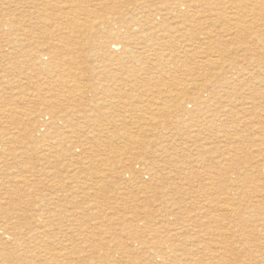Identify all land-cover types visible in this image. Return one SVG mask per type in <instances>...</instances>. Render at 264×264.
Segmentation results:
<instances>
[{
  "label": "rangeland",
  "instance_id": "rangeland-1",
  "mask_svg": "<svg viewBox=\"0 0 264 264\" xmlns=\"http://www.w3.org/2000/svg\"><path fill=\"white\" fill-rule=\"evenodd\" d=\"M47 1H53L55 3L53 5L52 2V6L46 9V7H44V2ZM72 1L74 4L69 8L70 5L67 4L68 0H63V2L62 0H0V147L3 145L5 148H24L29 152V155H23L25 157H23L21 162L20 160H9V157L5 156L6 154H2V156L0 152V157L2 156L5 159V163L2 161L0 167L3 168L6 166V168H9L10 166V170L8 169L4 173L0 172V212L2 211L1 214H3H0V226L6 223V213H16V215H20V217L29 218L27 222L23 220L21 222L19 221L18 227H20L21 231L28 232V229L32 227L33 232H36L40 223L34 224L33 217L35 213L41 212V214H44L42 218L44 219L46 217V209L53 212L51 217L52 220H54L53 223L58 225L57 227H59L58 223H62V226H69L70 228L73 227L77 229V234L79 233L78 230L83 231L88 228V225L92 227V225L96 226L95 224L102 223V228L96 231L93 230L95 233L92 232L93 234H91L90 238H87L88 234L85 235L86 233L83 234L82 232V234L80 233L82 236L74 234V238L66 237L67 239H65V241H69L68 243L69 245L71 244V247L68 243L66 244L67 247L66 245H63V247L67 249V252H74V250L77 249V251L81 250V254L84 252L82 256L87 259H98V256L107 254L118 259L121 256L113 252L114 248L116 249V246L118 247L121 242L126 241L125 238L128 232L125 231L127 227L122 224V221L131 220V213L129 216L127 214H129V209L130 212L134 211L131 207L136 203L135 195H138L139 199L144 201V198L151 194V188L148 189L147 187L155 183L151 177L152 173L150 172L151 169H155L154 171H159V177L162 179V187L170 185L179 186V194H177V196L170 193L172 199H175L169 205L170 207H168L175 213L169 217L170 227L163 229L165 231L168 230V232L164 234L169 240L176 239L178 236L175 235V232L179 233V259L182 261L179 264H194L198 260H201L203 264H216L218 262V253L215 251L216 249L210 251L211 249L208 250L207 246H205L207 243L212 242L206 234L205 227H202L200 222H213L214 218L212 216H216V218L220 217L219 219H222L225 226L230 229L228 226H230L229 220L231 217L227 214L228 212H225V207L222 205L225 204L222 202L226 201V198H222L225 197V195L219 197L217 193L213 194V192H206V190L197 192L198 189L196 188H198L199 185L200 187L206 186L210 188L211 186L205 185L202 178H208L209 176L207 174H209L210 171H212L214 175V172L221 171L222 168H226V166H229L227 168H231L232 171H250L247 172L249 174H253L251 171L254 172L255 170L258 176L256 174L253 175L256 178L260 177L261 179L258 178L260 181L264 178V151L262 150L264 149V142H262L264 141V129L260 126V124L264 123L262 120L264 118V93H262L259 98L255 97L256 93L260 92V89L264 90L262 88L264 84L260 82L264 80V70H262L264 69V0ZM166 1L179 2V14L173 13L172 16L170 14L171 17L169 16V20H165L166 22H161L160 19H157V21L152 20L151 22L144 20L142 14L143 6L138 7L140 3L153 2L151 4L156 7V9H161L165 8L161 5V2ZM219 1L226 3L220 7L203 3ZM259 1H262V5L261 3H257ZM231 2H242V5L236 9L233 8L234 6H232ZM122 5L126 6L122 7ZM135 7L138 8L136 9L137 11H133ZM212 8H214L213 11ZM43 9H46L48 12H44ZM255 12L259 13L263 18L256 20L254 18L256 16ZM40 13L44 14L46 20L54 18L55 22H59V24L54 27V32L62 28L64 17L67 16L68 18H64L65 20H73L72 25L68 23L69 26L74 27L71 34L68 33L70 32L69 29H64L61 32L63 36L70 35H68L67 39H60L58 37L50 40L46 39V41L45 39H41L43 47L39 50L40 52H38V55L39 53L44 54V56H46L45 58L49 57L50 45L57 46L59 41H62L60 44L64 42L68 44L67 47H69L67 52H56L55 56L60 59V61L71 60L72 63H69V66L63 70L59 68L52 69L51 74L53 75H50V77L48 74H45L46 69L43 66L41 67L43 70H40L41 75L40 72L36 71L34 66H32L29 55H34L33 50H30V52L23 57V54L19 52L18 45L13 43L17 41V39H22L23 36L19 33H23L25 29H36V25L47 28V24L50 23L49 21H38L34 18ZM220 13L227 17L236 16L239 13L237 17H242V20L225 21L221 19L222 15ZM131 15H134L137 21L139 20L138 23L137 21L135 22L137 26L130 32L131 34L128 38L121 36L120 42L124 44L122 45L123 48L113 50L112 53L111 47L109 46L114 42L115 30L118 26H124V28L128 27V24H124V19L125 17L131 18ZM209 15L211 19L205 18ZM159 23H164L163 27H159ZM14 25H20L18 27L20 31L15 32L12 36L5 35V33H9V30H11L10 27ZM150 36L151 38H147ZM92 41L96 42V48L91 45ZM125 45L132 48L134 47V52L130 54V51L128 54H124L123 52L126 49L124 48ZM160 46L162 49H160ZM191 47L194 48L192 49ZM152 48L155 51H153ZM28 50V48L24 49V51ZM139 51H141V54ZM36 55L37 53L35 52V58ZM135 56L140 57L139 60L136 61ZM256 56L263 58V60L258 63L259 61ZM192 57L195 60L192 61ZM176 59L186 61L179 63V60L176 61ZM213 63L218 65L216 66V64ZM227 66H229V69ZM35 67L37 68L38 65ZM60 73L61 75L65 74V76L62 78L61 75H59ZM54 74L56 75L54 76ZM231 76L235 79V81L233 80L234 82L232 81L234 85L231 86L233 92L232 97L234 99L226 97V91L230 86H221V84H219V80L224 78L230 80ZM164 80L168 81L165 82ZM38 83L39 85L37 86ZM37 87L42 89L44 94L47 93V98L50 94L54 99L55 96H58L60 98L58 99L59 103L63 107L65 106L68 112L63 116L61 115L62 111L54 112L49 106V102L45 104V102L39 99L40 95L36 93ZM217 93H220L221 100L216 97ZM198 95H200L202 99H212L213 97L212 101L203 109L204 111H198L196 109L195 104L197 100H195V97H198ZM67 98L68 101H66ZM177 98L179 99V103L173 101ZM164 100L168 101V105H164L166 102ZM229 100H232L233 103L236 104V108L238 107L236 110L240 107V110H238L240 112L236 114V119H238L236 122L234 121L235 118H231L229 109L224 106ZM35 101L37 102L35 103ZM163 105L168 106L166 115L160 111V109L164 107ZM193 106H195V108ZM32 107H34V109ZM72 109L75 110L72 112ZM85 110H87V112H85ZM253 112H255V115H251ZM246 113L250 114L246 115ZM225 114L229 119L224 117ZM212 115H216V117H213L215 122L211 123V127H209L207 131L206 128H202L201 121L203 118H208L210 120ZM31 121L35 123L33 128L31 124L28 123ZM179 122L181 123L179 124ZM71 123L75 126H71ZM195 123L197 125L196 127H194ZM235 123L238 124V129H236L237 124ZM244 123L246 124L244 125ZM253 124L257 125L253 126ZM24 125L28 127L26 128ZM41 126L43 127L41 128ZM34 128H36L34 132L36 135L41 130L40 134H44L46 137H44L43 142H39L40 144L35 143L32 145V140L30 139L28 141L29 138L27 136V138L24 137L27 132L33 131ZM182 130L183 132H180ZM236 130L237 134L234 133ZM224 131L227 134H225ZM223 133L226 137H222L224 135ZM182 134H184L185 137ZM192 134L193 136L194 134H199L201 140L199 144L195 142V139L190 138ZM256 135L258 137L261 135V141ZM129 137L135 138V142L132 144L129 143ZM13 139H16V141ZM155 143L163 144L162 148H155ZM200 145L207 147V149L208 147L210 150L212 149L211 154L206 153ZM223 145H225L226 148ZM198 146L202 149L203 154L198 151ZM62 147H64V149ZM214 147L220 149H215V152L213 150ZM226 150L229 153L225 155ZM232 152H234V154H232ZM229 154L230 156L233 155L232 157L236 155L234 158L235 161H232L233 163L228 161L230 159H226ZM184 156L189 158L185 159ZM230 156L228 158H230ZM46 159H48V161ZM197 159L200 161L196 162ZM226 161L227 165L225 163ZM160 164H162L163 167L162 165L160 166ZM232 164L234 168H232ZM14 166L17 167V169L15 168L16 171L14 170ZM129 166H132L131 168L137 174L136 177H132L134 172L130 169L128 170L127 167ZM209 166L211 167L209 168ZM26 169L47 172L49 180L42 178L44 179V183L46 185L48 184V187L45 185L43 187L41 185H39L40 187L35 186V190L37 189L39 191L29 193L32 187L26 190L22 185L21 190H25V192L31 195L33 194V198L31 195L30 197H28V195L24 198L16 195L18 199H21V202L18 201V203H20L19 207H17L16 210H7L8 206L5 204L7 198L3 190L5 185L10 188L15 186L10 179V174L13 173L17 175L26 171ZM122 169L123 174L121 173ZM146 170L150 173L145 172ZM193 170H201L204 174H202L199 179L194 180L190 177L189 173ZM257 171L259 172L257 173ZM166 175L170 176L172 181H166L164 179ZM137 179L139 180L137 181ZM215 183L217 182L215 181ZM256 183H250L249 189L260 187L263 191L260 193L254 190L256 196L253 198L251 204L255 201L254 203H259L261 206H264V184L259 181ZM142 184L146 189H138V186H143ZM122 189L126 191L123 192ZM101 194H103V197H100L102 196ZM180 194L181 196H179ZM176 197H180L178 199L179 201ZM17 198L15 200H17ZM44 199L45 201H43ZM55 200L60 204L55 202ZM124 202L127 207L130 206L129 209L124 210V212L127 211L128 213H123V209L120 208ZM147 203L148 202H144V205L140 206H145ZM158 203L159 202H154L153 205H151V209H153V207L157 209ZM173 203H177L178 205H173ZM216 205L217 207H215ZM82 210L84 212H82ZM116 212H119V214H115ZM161 213L157 211V214H155L157 218H160ZM205 214H207V217ZM139 215V217L143 218L146 212L140 210ZM105 216H108L110 220ZM66 217L68 220L70 219L72 223L70 220L68 222ZM107 222L115 226L112 227V225ZM107 226L111 228V231H104L109 228ZM211 226L212 231H217L219 227L214 224ZM54 229L56 230V226ZM99 232L106 234H99ZM111 232L114 233L112 234ZM109 234H111L112 238ZM59 236L62 237L61 235ZM257 236H255L257 242L252 243V245L244 249L246 251L240 253L242 258L247 259L246 256L249 254V250H254V244L257 243L256 245H258L260 243V245L263 246L264 237L262 235ZM101 237H110L109 240L106 239L110 242L109 246L106 247L104 244L102 245V243L101 245L99 244L100 241L105 243ZM77 239H80V242ZM145 239L146 238H143L144 241ZM85 240L86 242L84 243ZM98 240L100 241L98 242ZM234 240L239 243L241 237H236ZM47 241L54 243V239L52 238H47ZM94 241L97 243L95 244ZM252 241H255V239ZM180 242H182L183 245ZM145 245L143 251H149L153 254L155 251L154 246H152V244ZM74 247L76 248L74 249ZM234 247L235 249L243 250L238 244H235ZM158 248L167 252L170 250L165 239L163 240V244ZM194 251L196 253H194ZM50 252L54 254L51 248ZM58 260L61 259L58 258Z\"/></svg>",
  "mask_w": 264,
  "mask_h": 264
},
{
  "label": "bare ground",
  "instance_id": "bare-ground-1",
  "mask_svg": "<svg viewBox=\"0 0 264 264\" xmlns=\"http://www.w3.org/2000/svg\"><path fill=\"white\" fill-rule=\"evenodd\" d=\"M61 1V0H60ZM195 1V0H194ZM201 1V0H200ZM207 1V0H206ZM53 2V1H52ZM52 2L51 1H47V2H44V7H50L52 6ZM63 2V0H62ZM255 2V1H254ZM264 2V1H263ZM41 3V2H39ZM55 2H53V5H54ZM88 3V2H86ZM125 3V2H124ZM132 3V2H131ZM136 3V2H135ZM151 3L153 2H142L140 3V6L138 7H141L143 6L142 8V14H143V17H144V20H147L149 22H151L152 20H156L157 19H160L161 22L162 21H165L168 19V17L173 15V13H176V14H179V2H161V5L165 8H161V9H156V7H154ZM193 3V2H192ZM196 3V2H195ZM204 4H211V5H214V6H217V7H220L221 5H224L226 2H211V3H208V2H203ZM232 3V6H234L233 8H236L238 9L239 6L242 5V2H231ZM256 3V2H255ZM257 3H261L262 5V1H259ZM68 5H70L69 8H71V5L74 4V2L72 0H68ZM126 4V3H125ZM194 4V3H193ZM202 4V3H201ZM229 4V3H228ZM24 5V4H23ZM26 5V4H25ZM61 5V4H60ZM58 5V6H60ZM86 5V4H85ZM84 5V6H85ZM121 5V4H120ZM128 5V4H127ZM133 5V4H132ZM200 5V4H198ZM64 6V4H63ZM73 6V5H72ZM82 6V5H81ZM87 6V5H86ZM85 6V7H86ZM126 6V5H124ZM122 5V7H124ZM130 6V5H129ZM136 6V5H135ZM33 7V6H32ZM35 7V6H34ZM134 7V6H133ZM190 7V6H189ZM201 7V6H200ZM207 7V6H206ZM244 7V6H243ZM250 7V6H249ZM263 7V6H262ZM73 8V7H72ZM84 8V7H83ZM82 8V9H83ZM121 8V7H120ZM223 8V7H222ZM242 8V7H241ZM40 9V7H39ZM44 10V12H46L47 10ZM92 9V8H91ZM122 9V8H121ZM138 9L137 7H135L134 10ZM193 9V7H192ZM214 8H212V11H213ZM231 9V8H230ZM63 10V9H62ZM69 10V9H68ZM141 10V9H140ZM210 10V9H209ZM218 10V9H217ZM263 10V9H261ZM23 11V10H22ZM137 11V10H136ZM205 11V10H204ZM247 11V10H246ZM48 12V11H47ZM65 12V11H64ZM245 12V11H244ZM43 13V12H42ZM135 13V12H134ZM192 13V12H191ZM201 13V12H200ZM209 13V12H208ZM211 13V12H210ZM246 13V12H245ZM256 13V16L254 17L256 20H259L260 18H263V16H260L259 13L255 12ZM207 14V12H206ZM221 14V13H220ZM239 14V13H238ZM238 14L236 16H231V17H227L226 15H222L221 16V19L225 20V21H229V20H234V21H238V20H242V17L239 16V18L237 17ZM33 15V14H31ZM68 15V14H67ZM136 15V14H135ZM248 15V14H247ZM34 16V15H33ZM170 16V17H171ZM193 16V15H192ZM195 17V16H194ZM36 20H40V21H49L50 23L47 24V28L43 27V26H37L36 25V29H25L23 31V33H19L20 35H22V39H17V41L13 42L15 44L18 45L19 47V52L21 54H23L22 56L25 57L26 54H28L30 52V50H33L34 51V55H29V58L30 60L32 61V66H34L35 70L40 72V70H43V68H41L42 66L46 69V73L45 74H48V76L50 77V75H53L51 74L52 73V69L54 68H59L61 70H63L64 68L68 67L69 66V63L71 64L72 61H60V59H58L56 56H55V53L56 52H61V53H64V52H67L69 47H67L68 44L64 43L63 44H60L62 43V41H59V43L57 44V46L55 45H50L49 46V57L45 58L46 56H44V54H40L38 55V52H40L39 50H41V48L43 47V43H42V40L41 39H52V38H60V39H67L68 35L67 36H63V34H61V32L64 30V29H69L70 33L71 34V31L72 29L74 28L73 26H69V24L72 25V21L73 20H67V16L64 17V18H67L66 20L63 18L64 22H62V28L61 29H57L55 30L54 32V27L57 26V24H59V22H55L54 18H51L50 20H46L44 18V14H39L38 16H35L34 17ZM205 18H210V15L209 16H206ZM228 18V20H227ZM70 19V18H69ZM211 19V18H210ZM254 19V20H255ZM169 20V19H168ZM193 20V19H191ZM201 20V19H200ZM136 17H134V15H131V18H126L124 19V24H128V27L124 28V26H118L116 28V33H115V36H114V42L112 44H110L109 47H111V52L113 53V50H118V49H121L123 48L121 42H120V38L121 36H124L125 38H128L130 36V32H132V30L134 29L135 26H137L135 24L136 22ZM139 21V20H138ZM137 21V23H138ZM194 21V20H193ZM209 21V20H208ZM61 22V21H60ZM166 22V21H165ZM10 23V22H9ZM43 23V22H42ZM238 23V22H237ZM264 23V22H263ZM164 24V23H163ZM163 24L162 23H159V27H163ZM187 24V23H186ZM11 25V24H10ZM13 25V24H12ZM44 25V24H43ZM139 25V24H138ZM150 25V24H149ZM208 25V24H207ZM238 25V24H236ZM9 26V25H8ZM7 26V27H8ZM20 26V25H19ZM19 26H11L9 30V33H5V35H9V36H12L15 34V32H18L20 31V29L18 28ZM153 26V25H152ZM38 27H41V28H38ZM142 27V26H141ZM139 27V28H141ZM172 27V26H171ZM217 27V26H216ZM254 27V25H253ZM53 28V29H51ZM138 28V27H137ZM149 28V27H148ZM242 28V27H241ZM8 29V28H7ZM13 29V30H12ZM45 29V30H44ZM125 29V30H124ZM234 29V28H233ZM150 30V29H149ZM67 31V30H66ZM240 31V30H238ZM144 32V31H143ZM38 33V34H37ZM166 33H169V32H166ZM212 33V32H211ZM244 33V32H243ZM37 34V35H35ZM135 34V33H134ZM62 35V36H61ZM154 35V34H153ZM237 35V34H236ZM61 36V37H60ZM70 36V35H69ZM145 36V35H144ZM149 36V35H148ZM170 36V35H169ZM143 37V36H142ZM204 37V36H203ZM212 37V36H211ZM36 38V39H35ZM135 38V37H134ZM147 38H151L150 37H147ZM173 38V37H172ZM153 39V38H152ZM171 39V37H170ZM161 40V39H160ZM172 40V39H171ZM196 41V40H195ZM153 42V41H152ZM165 42V40H164ZM162 44V43H161ZM91 45L96 48V42L95 41H92ZM160 45V44H158ZM164 45V44H163ZM251 45V44H250ZM220 46V45H219ZM159 47V46H158ZM183 47V46H182ZM25 48H28L29 50L28 51H24ZM124 48H126L124 50V54H128L130 51V54H132L134 52V47H128V45H125ZM192 48V47H191ZM194 48V47H193ZM192 48V49H193ZM137 49V48H135ZM139 49V48H138ZM142 49V48H141ZM148 49V48H147ZM153 49V48H152ZM160 49L161 46H160ZM190 49V48H189ZM195 50V49H194ZM153 51H155L153 49ZM35 52L37 53L36 55V58H35ZM138 52V51H137ZM141 51H139L140 53ZM165 52V51H164ZM192 52V51H191ZM152 53V52H151ZM135 54V53H134ZM141 54V53H140ZM181 54V53H180ZM143 55V54H142ZM140 55V56H142ZM190 55V54H189ZM188 55V56H189ZM264 55V54H263ZM44 57V58H43ZM158 57V56H157ZM172 57V56H171ZM170 57V58H171ZM195 57V56H193ZM191 58V60H195L194 58ZM136 58V61L139 60L140 57L138 56H135ZM175 58V56H174ZM173 58V59H174ZM218 58V57H217ZM256 58L258 59V63H260L261 60H263V58L261 57H258L256 56ZM164 59V58H163ZM189 59V58H188ZM179 60V63L180 62H184L186 60H182L180 61V59H176V61ZM197 60V59H196ZM215 60V59H214ZM135 61V62H136ZM167 61V60H166ZM204 61V60H203ZM210 61V60H209ZM213 61V60H211ZM221 61V60H220ZM219 61V62H220ZM223 61V60H222ZM214 62V61H213ZM156 63V62H155ZM202 63V62H201ZM207 63V62H206ZM209 64V63H207ZM213 64H216V63H213ZM38 67L36 68L35 66ZM200 65V64H199ZM218 64H216L217 66ZM210 66V65H209ZM222 66V65H221ZM220 66V67H221ZM195 67V66H194ZM228 69H229V66H227ZM223 68V67H222ZM221 68V69H222ZM231 68V67H230ZM219 69V68H218ZM233 69V68H231ZM262 69V68H261ZM178 70V69H177ZM264 70V69H262ZM189 71V70H188ZM187 71V72H188ZM63 72V71H62ZM135 72V71H134ZM209 73V72H208ZM207 73V74H208ZM217 73V72H215ZM37 74V73H36ZM133 74H136V73H133ZM196 74V73H195ZM212 74V73H211ZM218 74V73H217ZM216 74V75H217ZM38 75V74H37ZM40 75H41V72H40ZM56 74H54L55 76ZM61 75V73L59 74ZM73 75V74H72ZM190 75V74H189ZM210 75V74H209ZM219 75V74H218ZM64 75H61V77L63 78ZM192 76V75H191ZM211 76V75H210ZM213 76V74H212ZM220 76V75H219ZM222 76V75H221ZM239 76V75H238ZM43 77V76H42ZM142 77V76H141ZM223 77V76H222ZM221 77V78H222ZM136 78V77H135ZM209 78V76H208ZM195 79V78H194ZM197 79V78H196ZM59 80V79H58ZM155 80V79H154ZM213 80V79H212ZM235 79L231 76L230 80L228 78H224V79H221L219 80V84H221V86H230L229 89H227L226 91V94H227V98L230 97L232 99H234L232 97V89H231V86L234 85V81ZM48 81V79H47ZM46 81V82H47ZM141 81V80H140ZM165 81V80H164ZM168 81V80H167ZM165 81V82H167ZM175 81V80H174ZM204 81V80H203ZM223 81V82H222ZM233 81V82H232ZM248 81V80H247ZM163 82V81H162ZM198 82V81H197ZM222 82V83H221ZM226 82V83H225ZM262 84H264V80L260 81ZM51 83V81H50ZM142 83V82H141ZM144 83V81H143ZM146 83V82H145ZM161 83V82H160ZM201 83V82H200ZM199 83V84H200ZM67 84V83H66ZM184 84V83H183ZM186 84V83H185ZM189 84V83H188ZM39 85V83L37 84V86ZM138 85V84H137ZM203 85V84H202ZM248 85V84H247ZM262 86V85H261ZM38 88V87H37ZM49 88V87H48ZM197 88V87H196ZM235 88V87H234ZM260 88V87H259ZM258 88V89H259ZM264 89V87H262ZM142 89V88H141ZM45 90V89H44ZM36 93L39 94V99L43 102L48 103L49 102V106L53 109L54 112H59V111H62V116L64 114H66L68 111L66 109V107L62 106L60 103H59V100L60 99L58 96H55V99L52 97V95H48V98H47V93L44 94V91L42 89H36ZM50 91V90H49ZM162 91V90H161ZM238 91V90H237ZM254 91V90H253ZM46 92V91H45ZM160 92V91H159ZM184 93V91H183ZM208 93V92H207ZM262 93H264V90L260 89V92H257L255 97L259 98ZM59 94V93H58ZM154 94V93H153ZM168 94V93H167ZM198 94V93H197ZM196 94V95H197ZM142 95V94H141ZM35 96V95H34ZM147 96V95H146ZM165 96V95H164ZM200 95H198V97L196 96L195 97V100L196 101V109L199 111H204L203 109L208 105L209 102L212 101V99H202L201 96L199 97ZM182 97V96H181ZM217 98L220 99V93H217L216 95ZM225 97V98H226ZM251 97V96H250ZM223 98V97H222ZM263 98V97H262ZM35 99V98H34ZM47 99V100H46ZM172 99V98H171ZM189 99V98H188ZM224 99V98H223ZM245 99H248V98H245ZM31 100V99H30ZM168 100V99H167ZM191 100V99H190ZM221 100V99H220ZM256 100V99H255ZM68 101V98L67 100ZM166 101V100H164ZM170 101V100H169ZM175 103H179V99L177 98L176 100H173ZM236 101V100H235ZM37 101H35L36 103ZM190 102V101H189ZM168 101L165 102L164 105H168L167 104ZM220 103V102H219ZM223 103V102H222ZM225 103V101H224ZM253 103V102H252ZM255 103V102H254ZM257 103V102H256ZM239 104V103H238ZM261 104V103H260ZM37 105V104H36ZM163 105V106H164ZM175 105V104H174ZM222 105V104H221ZM224 105V104H223ZM236 104L233 103L232 100H229L227 101V104H225V108L229 109V114L231 115V118H235V122L238 120L236 119V114L237 112H240L238 110H240V107L238 110H236ZM248 105V103H247ZM28 106V105H27ZM139 106V105H137ZM190 106V105H189ZM195 106H193L195 108ZM223 106V108H224ZM239 106V105H238ZM251 106V105H250ZM253 106V105H252ZM255 106V104H254ZM258 106V105H257ZM38 107V106H37ZM36 107V108H37ZM134 107V106H133ZM184 107V106H183ZM34 109V107H32ZM35 108V109H36ZM74 108V107H73ZM167 108L168 106H164L163 108L160 109V111L163 112V114L166 115V111H167ZM245 108V107H243ZM76 109V108H75ZM75 109H72V112L73 110ZM213 109V108H211ZM242 109V107H241ZM252 109V108H250ZM249 109V110H250ZM31 110V109H30ZM149 110V109H148ZM158 110V109H157ZM186 110V109H185ZM34 111V110H33ZM33 111H30V112H33ZM169 111V110H168ZM244 111V110H243ZM242 111V112H243ZM247 111V110H246ZM77 112V111H76ZM85 112H87V110H85ZM154 112V111H153ZM195 112V111H193ZM222 112V111H221ZM220 112V113H221ZM245 112V111H244ZM243 112V113H244ZM249 112V111H248ZM252 112V111H251ZM27 113V112H26ZM35 113V112H33ZM161 113V112H160ZM171 113V112H170ZM255 112L251 113V115H253ZM57 114V113H56ZM181 114V113H180ZM222 114V113H221ZM247 114H250V113H246ZM27 115V114H26ZM32 115V113H31ZM34 115V114H33ZM58 115V114H57ZM239 115V114H238ZM245 115V114H244ZM255 115V114H254ZM135 116V115H134ZM223 116V115H222ZM240 116V115H239ZM238 116V117H239ZM250 116V115H249ZM16 117V116H15ZM213 117H216V115H212L211 119L209 120L208 118H203L202 121H201V124H202V128H206V130L208 131L209 130V127H211V123L212 122H215L214 121V118ZM225 118L227 117V115L225 114L224 116ZM252 117V116H250ZM57 118V117H56ZM62 118V117H60ZM230 118V119H231ZM23 119V117H22ZM54 119V118H53ZM226 119H229L228 117ZM28 120V119H27ZM42 120V119H41ZM220 120V119H219ZM257 120V119H256ZM264 121V118L262 119ZM70 121V119H69ZM152 121V120H151ZM187 121V120H186ZM189 121V120H188ZM241 121V120H240ZM239 121V122H240ZM252 121V119H251ZM27 122V121H26ZM32 122V123H31ZM31 122H28L31 124V127L33 128L35 126V123L33 121ZM199 122V121H198ZM243 122V121H242ZM250 122V121H248ZM262 122V121H261ZM181 122H179L180 124ZM184 123V122H183ZM187 123V122H186ZM251 123V122H250ZM249 123V124H250ZM259 123V122H258ZM27 124V123H26ZM62 124V123H61ZM178 124V125H179ZM214 124V123H213ZM232 124V123H231ZM230 124V125H231ZM237 124V123H235ZM246 123H244L245 125ZM29 125V124H27ZM44 125V124H43ZM64 125V124H63ZM225 125V124H224ZM222 125V126H224ZM229 125V126H230ZM248 125V124H247ZM251 125V124H250ZM255 124H253L254 126ZM257 125V124H256ZM255 125V126H256ZM25 126V125H24ZM71 126H75L73 123H71ZM196 123L194 125V127H196ZM213 126V125H212ZM221 126V127H222ZM251 126V127H253ZM259 126V125H258ZM260 126L264 129V123L260 124ZM26 128L28 126H25ZM43 126H41L42 128ZM183 127V126H182ZM189 127V126H187ZM186 127V128H187ZM213 127H216V126H213ZM234 127V126H233ZM31 128V130H32ZM228 128V127H227ZM235 128V127H234ZM255 128V127H253ZM236 129H238V124L236 126ZM240 129V128H239ZM259 129V128H258ZM25 130V129H24ZM23 130V131H24ZM46 130V129H45ZM76 130V129H75ZM185 130V129H184ZM188 131V128L186 129ZM190 130V129H189ZM251 130V129H250ZM36 131V128H34L33 131L31 132H27V134H25V137L24 138H29L28 141L31 139L32 140V145H34L35 143H39V142H43L44 140V137H46L44 134H40V132L36 135V133H34ZM44 131V130H43ZM257 131V130H256ZM260 131V130H259ZM258 131V132H259ZM180 132H183L180 131ZM227 132V130H226ZM230 132V131H229ZM237 130L234 132L235 134ZM21 133V132H19ZM186 133V132H185ZM189 133V132H188ZM225 133V131H224ZM223 133V134H224ZM48 134V133H47ZM196 134V133H195ZM193 136H190V138H193L195 139V142L197 144H199V142L201 141L200 138H199V134ZM202 134V133H201ZM209 134V133H208ZM222 134V135H223ZM227 134V133H225ZM221 135L222 137H226V135ZM261 134V133H260ZM44 135V136H43ZM184 135V134H182ZM190 135V134H189ZM255 135V134H254ZM263 135V134H262ZM27 136V137H26ZM55 136V135H54ZM128 136V135H127ZM230 136V135H228ZM227 136V137H228ZM257 136V135H256ZM13 137V135H12ZM49 137V136H48ZM102 137V136H101ZM126 137V136H125ZM185 137V135H184ZM187 137V136H186ZM236 137V136H234ZM261 135L257 138H260ZM6 138V137H5ZM56 138V137H54ZM233 138V137H232ZM262 138V137H261ZM261 138H260V141H261ZM2 139V138H1ZM102 139V138H101ZM229 139V138H228ZM231 139V137H230ZM3 140V139H2ZM14 141H16V139H13ZM41 140V141H40ZM99 140V138H98ZM206 140V139H205ZM259 140V139H258ZM12 141V140H11ZM25 141V140H24ZM51 141V140H50ZM127 141V140H126ZM8 142V141H7ZM23 142V141H22ZM27 142V141H26ZM96 142V141H95ZM135 142V138H131L129 137V143H134ZM264 142V141H262ZM10 143V142H9ZM128 143V142H127ZM163 143V142H162ZM195 143V144H196ZM1 144V143H0ZM13 144V143H12ZM11 144V145H12ZM29 144V143H28ZM40 144V143H39ZM156 146L155 148H158V147H161L162 148V145L161 143H155ZM167 144V143H166ZM262 144V143H261ZM6 145V143H5ZM110 145V144H109ZM220 145V144H219ZM259 145V144H258ZM257 145V146H258ZM111 146V145H110ZM225 147V145H223ZM262 146V145H261ZM264 146V145H263ZM32 147H35V146H32ZM200 147L202 149H204L206 151V153H210L212 152V149L210 150V148L208 147H204V146H201ZM222 147V146H221ZM259 147V146H258ZM53 148V147H52ZM64 149V147H62ZM226 148V147H225ZM230 148V147H228ZM0 152H1V155H5L7 157H9V160H21L23 159V157H25L29 152H27L26 149L24 148H18V149H13L12 147H9V148H5L3 145L0 147ZM29 149V148H28ZM33 149V148H32ZM202 149L199 148L198 146V151L200 153L203 154V151ZM215 149H220L218 147H214L213 150L216 152ZM71 150V149H70ZM164 150V148H163ZM207 150H210V151H207ZM225 150V149H223ZM264 151V149H262ZM35 151V150H34ZM52 151V150H51ZM78 151V150H77ZM174 151V150H173ZM221 151V150H220ZM233 151V150H232ZM235 151V150H234ZM236 152V151H235ZM75 153V152H73ZM72 153V154H73ZM166 153V152H165ZM214 153V152H213ZM225 153V152H224ZM229 152L226 150V154H228ZM161 154V153H160ZM179 154V153H178ZM216 154V153H215ZM218 154V153H217ZM221 154H222V151H221ZM231 154V152H230ZM230 154L228 155V157L230 156ZM232 154H234V152H232ZM2 155V156H3ZM25 155V156H23ZM29 155V154H28ZM77 155V154H76ZM173 155V154H172ZM214 155V154H213ZM0 157V163L3 161L5 163V159L4 157ZM31 156V155H30ZM73 156V155H72ZM161 156V155H160ZM167 156V155H166ZM224 156V155H222ZM233 155L230 156V158H226L228 161H235L234 158L236 155H234V157H232ZM164 157V156H163ZM168 157V156H167ZM241 157V156H240ZM43 158V157H42ZM49 158V157H48ZM70 158V157H69ZM162 158V157H161ZM185 159H188L189 157L187 156H184ZM81 159V158H80ZM48 161V159H46ZM83 160V159H82ZM112 160V159H111ZM145 160V159H144ZM217 160V159H216ZM196 161V160H195ZM200 160L197 159L196 162H198ZM218 161V160H217ZM222 161V160H221ZM12 162V161H11ZM17 162V161H16ZM24 162V161H23ZM103 162L106 164V162L103 160ZM191 162V161H190ZM224 162V160H223ZM230 162V163H231ZM3 163V164H4ZM10 163V161H9ZM88 163V162H87ZM93 163V162H92ZM96 163V162H95ZM226 165H227V161L225 162ZM223 163V164H225ZM233 163V162H232ZM32 164V163H30ZM39 164V163H38ZM47 164V163H46ZM112 164V162H111ZM150 164V163H149ZM156 164V163H155ZM220 164V163H219ZM248 164V163H247ZM6 165V164H5ZM24 165V163H23ZM72 165V164H71ZM104 165V164H103ZM126 166H128L127 164H125ZM148 165V164H147ZM162 164H160L161 166ZM202 165V164H201ZM229 165V164H228ZM246 165V164H245ZM12 166V165H11ZM16 166V165H15ZM14 166V170L15 168L17 169V167ZM20 166V165H19ZM25 166V165H24ZM29 166V165H28ZM82 166V165H81ZM85 166V165H83ZM213 166V165H212ZM263 166V165H262ZM34 167V166H33ZM32 167V168H33ZM121 167V166H120ZM124 167V166H123ZM132 166H129L127 167L128 170H132L134 172V170L131 168ZM150 167V166H149ZM163 167V165H162ZM205 167V166H204ZM211 166H209L210 168ZM215 167V166H214ZM229 166H226V168H222L221 171H217V172H214V175L212 173V171H210L209 174H207L208 178H202V180L205 182V185H209L211 186L210 188H207L206 186H203V187H199L196 188L198 189L197 192H200V191H211L214 193H217V195H219V197L225 195V197H222V198H226V201L222 202V203H225V204H222L223 207H225V212H228L227 214L231 217V219L229 220L230 221V229L227 228V226H225V224L223 223V220L219 219V218H216V216H212L214 218V221L213 222H208V223H201L200 221V224L202 227H205V230H206V234L207 236L209 237V240H211L212 243H207V249L210 250V251H214V249H216L215 251L218 253V256H217V259H218V262L216 264H264V240H263V246L260 245V243L258 245L254 244V250H249V254L246 256L247 259H244L242 258V256H240V253L241 252H244L248 246L252 245V243H255L257 242V238L255 236H260L262 235L264 237V206H261L259 203H252L251 202L253 201V198L256 196L255 192H260L263 191V189L261 190L260 187H255L254 189H249L250 187V183H256L257 181L261 182L262 184H264V178L262 181H260L258 178H256L253 174H256L255 170L254 172L251 171L253 174H249L247 172H250V171H244L242 172L241 170L238 172L237 170L236 171H232L231 168H227ZM10 168V166H9ZM8 167L6 168V166H4L3 168L0 167V172L1 173H4L6 172V170L9 169ZM21 168H22V165H21ZM72 168V167H71ZM122 168V167H121ZM232 168H234L233 164H232ZM260 168V167H259ZM35 169V168H34ZM37 169V168H36ZM124 169V168H123ZM123 169L121 171V173L123 174ZM10 170V169H9ZM13 170V169H12ZM76 170V169H75ZM74 170V172H75ZM116 170V169H115ZM155 169H151V177L153 179V181L155 183L151 184L150 187L148 186L147 188H151L150 192L151 194L148 195L147 197H145L144 201H141L139 199V196L138 195H135V198H136V203L133 204V206L131 207L132 210L134 209V215H133V212L131 211L130 212V206L127 207V205L124 203H122V206H120V208H122L123 210V213H128L127 214L128 216L130 215L131 213V220L129 221H126V220H121L122 221V224L127 227V230L125 231H128L127 232V236H126V241H123L121 242V244L117 247L116 246V249L114 248V253H117L119 256L118 259L116 258H113L112 255L110 254H107V255H103V256H98L97 258L98 259H87L86 257L82 256L81 254V250L80 251H77V250H74V252H67L63 245L65 246L68 242L65 241V239L69 238V237H72L74 238V234H77V229H74L73 227L70 228L69 226L68 227H65V226H62V223H58L59 224V227H57L58 225L57 224H54L52 220V217H51V214L53 212H50L48 211V209H46V217L44 219H42L44 217V214L41 212L40 213H35L34 217H33V223L36 224V223H40L38 229L36 232H33V228H29L28 229V232H24V231H21L20 227H18V223L19 221L21 222L22 220L23 221H28L29 218L27 219V217H20V215H16V213H11V214H8L6 213L5 216L7 217L6 220H5V224L1 225L0 226V264H179L180 262H182L180 259H179V233L178 232H175V235L178 236L176 239H172V240H169L167 236H165V232H168V230H163V229H167L168 227H170V222H169V217L172 216L174 213L173 211L170 210V204L172 203V201H174V199H172L171 197V194L170 193H173L174 195L177 196V194H179V186H163L162 187V179L161 177H159V171H154ZM248 170V169H247ZM16 171V170H15ZM81 171V170H80ZM21 172V171H20ZM19 172V173H20ZM145 172H148L150 173L149 171H145ZM162 172V171H161ZM259 171H257L258 173ZM120 173V174H121ZM128 173V172H126ZM179 173V172H177ZM190 173V177L192 179H199L201 177L202 174H204V172H202L201 170L198 171V170H193ZM208 173V172H207ZM11 173V177L10 179L13 181V184L15 186H13V188H10L9 186L7 187L5 185L4 187V195L5 197L7 198V201H5L6 205L8 206L7 207V210H10V209H13V210H16L17 207H19V204L18 201L21 202V199H18L16 197V195L24 198L26 196L30 197L31 194H29L30 192H34V191H39V190H35V186L36 187H40L39 185H41L42 187L45 185L48 187V184L46 185L44 183V179H48V173L47 172H43V171H36V170H29V169H26V171L24 172H21L20 174H13ZM25 174V175H24ZM52 174V173H51ZM140 174V173H139ZM169 174V173H168ZM181 174V173H180ZM183 174V173H182ZM188 174V173H187ZM186 174V175H187ZM260 174V173H259ZM3 175V174H2ZM9 175V176H10ZM127 175V174H126ZM136 173L134 172L132 174V177H136ZM149 175V174H148ZM258 176V174H256ZM7 177V175H6ZM43 177V178H42ZM79 177V176H77ZM76 177V179H77ZM150 177V175H149ZM181 177V176H180ZM189 177V178H190ZM81 178V177H80ZM51 179V177H50ZM143 179V178H142ZM140 179V180H142ZM164 179L166 181H172L171 177L170 176H164ZM261 179V178H260ZM49 180V179H48ZM80 180V179H79ZM102 180V179H100ZM139 179H137L138 181ZM144 180V179H143ZM4 181V179H3ZM82 181V179H81ZM94 181V180H93ZM183 181V180H182ZM215 181L217 183H215ZM146 182V181H145ZM202 182V181H201ZM54 183V181H53ZM101 183V182H100ZM165 183V181H164ZM196 183V182H195ZM259 183V184H261ZM4 184V183H3ZM7 184V183H5ZM36 184V185H35ZM43 184V185H42ZM141 184V183H140ZM147 184V183H145ZM188 184V183H186ZM197 184V183H196ZM257 184V183H256ZM261 184V185H262ZM24 186L26 190H28L30 187V190H29V193L25 192V190H21L22 187L21 186ZM102 185V184H101ZM134 185V184H133ZM143 185V184H142ZM149 185V184H147ZM85 186H86V183H85ZM134 187V186H133ZM187 187V186H186ZM137 188V187H136ZM142 188H145L144 185L143 186H138V189H142ZM188 188V187H187ZM32 189V190H31ZM128 189V188H127ZM135 189V188H134ZM146 189V188H145ZM147 189V191H148ZM123 192L126 191L124 189H122ZM255 190V192H254ZM129 191V189H128ZM182 191V190H181ZM189 191V190H188ZM108 192V190H107ZM140 192V191H139ZM149 192V191H148ZM187 192V191H186ZM210 192V193H211ZM56 193V192H55ZM88 193V192H87ZM95 193V192H94ZM102 193V192H100ZM116 193V192H115ZM122 193V192H121ZM144 193V192H143ZM49 194V193H48ZM96 194V193H95ZM104 194V192H103ZM103 194H101L102 196L100 197H103ZM129 194V193H128ZM255 194V195H254ZM73 195V194H72ZM71 195V196H72ZM92 195V194H90ZM94 195V194H93ZM98 195V194H97ZM106 195V194H105ZM127 195V194H125ZM192 195V194H191ZM210 195V194H209ZM263 195V194H261ZM8 196V197H7ZM32 198H33V194L31 195ZM55 196V195H54ZM59 196V195H58ZM70 196V197H71ZM85 196V195H84ZM99 196V195H98ZM145 196V195H144ZM173 196V195H172ZM181 196V194L179 195ZM27 197V198H28ZM46 197V196H44ZM48 197V196H47ZM97 197V196H96ZM95 197V198H96ZM204 197V196H203ZM17 198V200H15ZM32 198H29V199H32ZM39 198V197H38ZM54 198V197H53ZM72 198V197H71ZM77 198V197H76ZM111 198V197H110ZM120 198V197H119ZM122 198V197H121ZM125 198H128V197H125ZM177 198V197H176ZM180 197L177 198V200L179 199ZM213 198V197H212ZM27 199V200H29ZM42 199V198H41ZM60 199V198H59ZM131 199V198H129ZM128 199V200H129ZM187 199V198H186ZM259 199V198H258ZM261 199V198H260ZM63 200V199H62ZM70 200V199H69ZM74 200V199H72ZM109 200V199H108ZM121 200H124V199H121ZM132 200V199H131ZM213 200V199H212ZM4 201V200H3ZM32 201V200H31ZM45 201V199L43 200ZM75 201V200H74ZM115 201V200H114ZM125 201V200H124ZM179 201V200H178ZM222 201V200H221ZM33 202V201H32ZM38 202V201H37ZM36 202V203H37ZM55 202H57L55 200ZM77 202V201H76ZM117 202V201H116ZM119 202H122V201H119ZM118 202V203H119ZM144 202H148L145 206H140V205H144ZM154 202H159L158 203V208L155 209L153 207V209H151V205H153ZM264 202V201H263ZM262 202V203H263ZM3 203V202H2ZM29 203V202H28ZM58 204H60L59 202H57ZM75 203V202H74ZM196 203V202H195ZM216 203V202H214ZM220 203V202H219ZM4 204V203H3ZM23 204V203H22ZM65 204V203H63ZM72 204V202H71ZM76 204V203H75ZM74 204V206H75ZM129 204H132V203H129ZM177 204V203H176ZM173 203V205H176ZM201 204V203H200ZM35 205V204H34ZM33 205V206H34ZM38 205V203H37ZM49 205V204H48ZM51 205V204H50ZM148 205V206H147ZM160 205V206H159ZM167 205V206H166ZM178 205V204H177ZM36 206V205H35ZM56 206V205H55ZM58 206V205H57ZM70 206V205H69ZM169 206V207H168ZM4 207V206H3ZM32 207V206H30ZM29 207V208H30ZM54 207V205H53ZM52 207V208H53ZM60 207V206H59ZM78 207V206H77ZM217 207V205L215 206ZM23 208V207H22ZM57 208V207H55ZM74 208V207H72ZM92 208V207H91ZM101 208V207H100ZM113 208V207H112ZM28 209V208H27ZM31 209V208H30ZM94 209V208H93ZM97 209V208H95ZM106 209V208H105ZM128 210L124 212V210ZM201 209V208H200ZM205 209V208H204ZM215 209V208H214ZM111 210V209H110ZM119 210V208H118ZM121 210V209H120ZM140 210H144L146 212V215L145 217L141 218L139 217V211ZM38 211V210H37ZM45 211V210H43ZM56 211V210H54ZM76 211V209H75ZM113 211V210H112ZM157 211L159 213H161L160 215V218L158 217L157 218ZM202 211V210H201ZM206 211V210H205ZM222 211V210H221ZM2 212V211H1ZM0 212V214H1ZM17 212V211H15ZM30 212V211H29ZM82 212H84L82 210ZM102 212V211H101ZM114 212V211H113ZM216 212V210H215ZM218 212V211H217ZM224 212V214H225ZM24 213V212H23ZM80 213V212H79ZM141 213V212H140ZM219 213V212H218ZM25 214V213H24ZM75 214V213H74ZM115 214H119V212H116ZM211 214V212H210ZM216 214V213H215ZM226 214V215H227ZM3 215V214H1ZM72 215V214H71ZM81 215V214H80ZM79 215V216H80ZM114 215V214H113ZM206 217H207V214H205ZM225 215V216H226ZM76 216V215H75ZM116 216V215H115ZM144 216V215H143ZM177 216V215H176ZM221 216V214H220ZM37 217V218H36ZM100 217V216H99ZM98 217V218H99ZM107 217V219L109 218L108 216H105ZM218 217V215H217ZM224 217V216H223ZM222 217V218H223ZM74 218V217H73ZM97 218V219H98ZM114 218V217H113ZM106 219V220H107ZM118 219V218H117ZM202 219V217H201ZM200 219V220H201ZM205 219V218H204ZM212 219V218H210ZM224 219V218H223ZM226 219V218H225ZM228 219V218H227ZM66 220L67 217H66ZM70 220V219H69ZM68 220V222H69ZM80 220V219H79ZM110 220V219H108ZM77 221V220H76ZM100 221V220H99ZM111 221H115V220H111ZM120 221V220H119ZM185 221V220H184ZM206 221V220H205ZM70 222L72 223V221L70 220ZM109 222V221H108ZM107 222V223H108ZM3 223V221H2ZM75 223V222H73ZM106 223V222H105ZM197 223V222H196ZM1 224V223H0ZM67 224V223H66ZM69 224V223H68ZM76 224V223H75ZM108 224H111V223H108ZM114 224V223H113ZM120 224V223H118ZM117 224V225H118ZM212 224L214 225H217L219 226L217 231H212ZM33 225V224H32ZM88 225V224H87ZM96 226H93L92 227H89L88 225V228L83 230V231H79L78 230V234L77 235H80V233L82 232L83 234L87 235V238H90L91 234L95 233L93 232V230H99L100 228H102V223H99V224H95ZM112 225V224H111ZM116 225V226H117ZM121 225V226H123ZM186 225V224H185ZM229 225V224H228ZM56 226V230L54 229ZM74 226V225H72ZM115 225H112V227H114ZM173 226V224H172ZM106 227V226H105ZM109 227V226H107ZM120 227V226H119ZM118 227V228H119ZM153 228V229H152ZM178 228V226H177ZM106 229V228H105ZM111 228L109 227L108 229L104 230V231H107V230H110ZM195 229V228H194ZM216 229V228H215ZM90 230V231H89ZM181 230V229H180ZM189 230V229H188ZM111 231V230H110ZM124 231V230H123ZM200 231V230H199ZM76 232V233H75ZM93 232V233H92ZM117 232V231H116ZM81 233V234H82ZM102 233V232H101ZM99 232V234H101ZM109 233V232H108ZM112 233V232H111ZM114 233V232H113ZM112 233V234H113ZM103 234V233H102ZM106 233H104L103 235H105ZM59 235H61L62 237H60ZM76 235V236H77ZM96 235V234H95ZM110 237H111V234H109ZM82 236V235H80ZM99 236V235H98ZM206 236V238H207ZM257 236V237H258ZM67 237V238H66ZM78 237V236H77ZM110 237H101L105 243H103L102 241L98 240L99 244L102 245L104 244L106 247L109 246L110 242L107 241L106 239L109 240ZM236 237H241V240L239 241V243L235 242L234 238ZM47 238H52L54 239V243H50L47 241ZM79 238H82V237H79ZM85 238V236H84ZM112 238V237H111ZM143 238H146L145 241L143 240ZM205 238V237H204ZM62 239V240H61ZM99 239V238H97ZM101 239V240H102ZM165 239V242L167 243L168 247H169V252L167 251H164L162 249H159L158 247L163 244V240ZM255 241H252L254 240ZM76 240V239H75ZM78 241L80 239H77ZM82 240V239H81ZM123 240V239H122ZM93 241V240H92ZM261 241V240H260ZM80 242V241H79ZM86 242V240L84 241V243ZM88 242V241H87ZM95 242V241H94ZM97 242H95L96 244ZM182 244V242H180ZM76 244V243H75ZM74 244V245H75ZM98 244V245H99ZM117 244V243H116ZM145 244H152V246H154L155 248V251L153 254H151V252H146V251H143V248L145 246H148V245H145ZM235 244L239 247H241L243 250L241 249H235ZM69 245V243H68ZM71 245V244H70ZM69 245V246H70ZM85 245V244H84ZM97 245V246H98ZM114 245V244H113ZM145 245V246H144ZM183 245V244H182ZM60 246V248H59ZM63 248H62V247ZM89 246V245H88ZM67 247V245H66ZM71 247V246H70ZM69 247V248H70ZM77 247V245H76ZM74 247V249L76 248ZM112 247V246H111ZM204 247V246H203ZM50 248L52 249V251L54 252V254H51L50 252ZM73 248V247H72ZM71 248V249H72ZM81 248V247H80ZM101 248V247H100ZM113 248V247H112ZM206 248V247H205ZM111 249V248H110ZM84 250V249H83ZM113 250V249H112ZM118 250V251H117ZM189 250V249H187ZM238 252H237V251ZM69 251V250H68ZM151 251V250H150ZM236 251V252H235ZM193 252V251H192ZM207 252V251H206ZM194 253H196L194 251ZM87 255V254H86ZM114 255V254H113ZM195 255V254H194ZM91 257V256H90ZM89 257V258H90ZM195 257V256H194ZM211 257V256H210ZM229 257V259H228ZM58 258H60L61 260H58ZM93 258V257H92ZM191 258V257H190ZM225 260H228V261H225ZM185 264V263H184ZM193 264V263H192ZM194 264H203V262L201 260H198L197 262H195Z\"/></svg>",
  "mask_w": 264,
  "mask_h": 264
}]
</instances>
